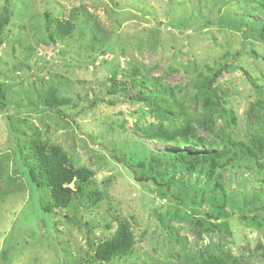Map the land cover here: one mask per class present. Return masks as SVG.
I'll list each match as a JSON object with an SVG mask.
<instances>
[{
	"label": "rangeland",
	"instance_id": "374dc122",
	"mask_svg": "<svg viewBox=\"0 0 264 264\" xmlns=\"http://www.w3.org/2000/svg\"><path fill=\"white\" fill-rule=\"evenodd\" d=\"M259 2L0 0V19L8 9L10 20L0 35V264H264V154L213 174L166 164L164 188L138 167L207 150L149 136L186 120L212 115L237 143L264 136ZM34 139L91 171L102 201L77 195L56 209L49 191L31 194L24 163ZM123 222L130 252L95 263Z\"/></svg>",
	"mask_w": 264,
	"mask_h": 264
},
{
	"label": "trees",
	"instance_id": "16d2710c",
	"mask_svg": "<svg viewBox=\"0 0 264 264\" xmlns=\"http://www.w3.org/2000/svg\"><path fill=\"white\" fill-rule=\"evenodd\" d=\"M260 1L259 4L264 6V0ZM253 10V9H252ZM8 9H5L0 19V35L2 34L5 26L9 23ZM261 35L264 38V23L261 25ZM219 76L216 75L206 81L205 84H210L215 81ZM120 85L113 83L114 88H118ZM124 90H129L125 88ZM214 94L210 96L207 94L204 97L206 103L214 105L212 98ZM138 98H142L139 97ZM65 104L66 101L53 99V104ZM51 104V105H53ZM49 105L48 108L51 106ZM52 108V107H51ZM234 120V119H233ZM202 129L207 133L218 136L220 143L217 141H209L200 137L198 129ZM150 138L158 139L163 142H170L177 146L183 145H195L198 148H206L207 150H201L200 152H193L190 150H181L171 152L165 155H155L146 162L138 164L142 177L146 181L153 180L160 188L166 187L164 183L159 182L166 172H161L166 164H169L166 171L176 166V164L184 169L185 171L192 172L208 166L209 173L213 174L215 171L222 170L230 167L232 164L239 160H244L246 157L258 159L259 154H264V136H254L250 142H234L229 138H225L216 131V124L212 115H207L196 120H186L185 123L179 124L176 127H159L158 130L150 132ZM24 149V147H23ZM23 149H20V153H23ZM29 150V159H26L24 163L26 170V178L28 180L31 194L35 190L49 191L52 200V207L56 209H64L70 206L75 196L86 197L91 203H99L102 201V195L98 191L90 190V182L93 174L91 171L85 168L76 169L66 153V151L60 146H53L51 148L46 147L41 141L34 139L27 148ZM209 150V151H208ZM170 156V158H169ZM175 162L174 165H172ZM174 181V179H169ZM264 183V180H261ZM71 184L75 185V188H71ZM168 185V184H167ZM218 189L224 190L219 182L216 183ZM217 192V191H212ZM218 193H220L218 191ZM214 194V193H213ZM221 203L219 208L225 209L228 205V198L221 192ZM218 195V194H217ZM217 196H211L210 202L216 204L218 201ZM264 212V205L260 207ZM231 211H226L229 216ZM132 233L130 232L129 226L123 222L120 224L116 234L108 241L99 245L95 256V263H109L119 256L128 254L132 247ZM202 264H225L223 257H216L204 261Z\"/></svg>",
	"mask_w": 264,
	"mask_h": 264
}]
</instances>
